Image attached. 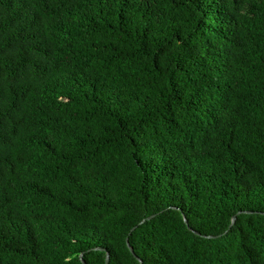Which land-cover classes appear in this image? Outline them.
<instances>
[{"label":"trees","instance_id":"16d2710c","mask_svg":"<svg viewBox=\"0 0 264 264\" xmlns=\"http://www.w3.org/2000/svg\"><path fill=\"white\" fill-rule=\"evenodd\" d=\"M107 255L264 264V0H0V264Z\"/></svg>","mask_w":264,"mask_h":264},{"label":"water","instance_id":"95a60500","mask_svg":"<svg viewBox=\"0 0 264 264\" xmlns=\"http://www.w3.org/2000/svg\"><path fill=\"white\" fill-rule=\"evenodd\" d=\"M241 213H242V212H241ZM241 213H239V214H241ZM153 218H154V216H150V217H148L147 219L142 220V221L140 222V225H143L146 221H150V220H152ZM236 218H237V215H235V216L233 217L232 225L235 223ZM185 223L188 225V221H187L186 219H185ZM136 228H137V227H134V228L131 230V232H134V231L136 230ZM195 234L198 235V236H201V234H200L199 232H195ZM203 237H204V238H207V239H217L219 236H203ZM127 246H128V248H129L130 252H131L133 255H135L134 250H133V248L131 247V245H130V243H129V239H127ZM81 260H82V262L85 264V262L83 261L82 256H81ZM139 261L141 262V260H139ZM109 262H110V258H109V255H107V258H106V264H109Z\"/></svg>","mask_w":264,"mask_h":264}]
</instances>
